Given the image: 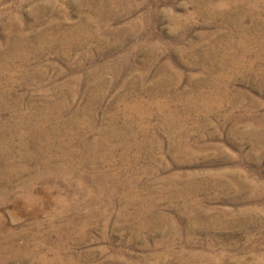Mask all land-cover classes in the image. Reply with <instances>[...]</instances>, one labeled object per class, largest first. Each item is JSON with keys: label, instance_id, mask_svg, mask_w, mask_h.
I'll return each mask as SVG.
<instances>
[{"label": "rangeland", "instance_id": "374dc122", "mask_svg": "<svg viewBox=\"0 0 264 264\" xmlns=\"http://www.w3.org/2000/svg\"><path fill=\"white\" fill-rule=\"evenodd\" d=\"M9 92L0 264H264V0H0Z\"/></svg>", "mask_w": 264, "mask_h": 264}, {"label": "bare ground", "instance_id": "6f19581e", "mask_svg": "<svg viewBox=\"0 0 264 264\" xmlns=\"http://www.w3.org/2000/svg\"><path fill=\"white\" fill-rule=\"evenodd\" d=\"M21 41V40H20ZM25 44V43H24ZM14 96V100L16 101V103L18 104L19 101L21 100L20 96L18 95H15L13 94V92H9V93H5V94H2L0 93V117H1V113L2 111L4 110L5 107H7V104L9 103V99H12ZM2 103V104H1ZM46 107L48 108V105H46ZM42 114L39 116L38 118V121L37 123H35L34 125H39L40 127H32V125H26L25 124V121L21 120V119H18L14 125L19 126L20 124L23 123V126H27L26 128V132L23 133L24 130H21V129H18L15 128L13 131H12V134H11V139H7L6 136L4 135L3 137V140H2V143L0 144V153L4 155L5 157V161L3 162L4 163V171L6 174L3 178L4 179H8L5 180L3 183H5L3 186L2 189H4V187H7L9 185V183L11 182L12 178L11 173L13 170H12V167H13V164H10L9 162H11L8 158L7 155L11 154L12 156V159H14L13 157L16 156L14 155V148L15 147V144L18 145V148L19 150L21 151V149L24 147V145L26 144V138L29 136H34V137H37L39 139V147L38 149L34 152V155H37L38 156V159H41V165H44V166H47L49 165L50 161L49 159L46 157V154L52 149L51 147L52 146H55L56 148L59 146L60 150L63 151V153L67 154V152H65L63 150V136L60 135V130L61 128L59 127V124L57 123H54L52 122V116L51 113H45L44 111L41 112ZM51 117V118H50ZM28 122H31V121H28ZM32 123V122H31ZM28 124V123H27ZM71 124L72 125H75V124H78L76 120H72L71 121ZM0 125L1 126H4L3 123L0 122ZM33 125V126H34ZM23 129V127H22ZM2 131V130H1ZM62 131V130H61ZM59 133V134H56V133ZM63 134L66 136V137H69L70 136V130L67 129L65 131H62ZM10 133V132H9ZM14 137V138H13ZM29 140V139H28ZM27 140V141H28ZM75 140V139H74ZM32 141V139H31ZM36 142V141H34ZM55 142L58 144V146L55 144ZM25 143V144H24ZM81 143V142H80ZM30 144V143H29ZM28 144H26L27 146ZM79 145V144H78ZM35 146V145H34ZM77 146V145H76ZM29 148V147H28ZM87 149H92L93 146L91 145H88L86 146ZM30 149V148H29ZM70 150V149H69ZM25 152V150H24ZM83 155V154H81ZM20 156V155H19ZM25 156V155H24ZM37 156H35V158H37ZM22 156H20L21 158ZM9 161H8V160ZM24 160V159H23ZM34 160V159H33ZM31 161V160H30ZM84 162L87 161V158L85 157L83 159ZM2 164V163H1ZM59 166L61 167H64V164H60ZM1 168V167H0ZM20 166L16 168V170H20ZM24 170V169H23ZM8 171V172H6ZM10 171V172H9ZM15 171V170H14ZM48 172V171H47ZM14 175V174H13ZM85 176V175H84ZM86 177V176H85ZM84 178V177H83ZM10 179V180H9ZM1 189V187H0ZM4 191V190H3ZM8 193L4 192V193H0V197L1 199L3 200L2 202H7L8 198H9V194L6 195ZM17 200V199H16ZM30 202V201H29ZM2 221V220H1ZM3 224L0 223V231L3 229ZM199 256V255H198ZM197 257V256H196ZM263 257H264V254H263ZM49 262V261H48ZM47 263V262H46ZM190 264V263H189Z\"/></svg>", "mask_w": 264, "mask_h": 264}]
</instances>
